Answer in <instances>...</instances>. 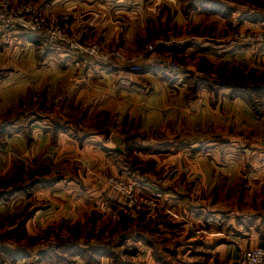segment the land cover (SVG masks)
I'll return each instance as SVG.
<instances>
[{
  "label": "crops",
  "instance_id": "obj_1",
  "mask_svg": "<svg viewBox=\"0 0 264 264\" xmlns=\"http://www.w3.org/2000/svg\"><path fill=\"white\" fill-rule=\"evenodd\" d=\"M10 1L27 2L34 12L50 13L72 27L82 24L85 42L115 43L123 48L124 55L141 59L142 63V60H147L148 63L142 66L143 71L137 74V79H133L120 66L92 62L89 57H83L65 46L41 52L37 42L39 36L18 27L0 26V69L4 75L0 77V132L8 138L7 154L14 151L16 144L25 147L20 143L21 134L26 131L25 126L32 114L46 116L42 106L48 101L44 96L47 86L58 94H62L64 89L74 90L71 101L75 106L89 104L87 114L82 118L87 124L86 120L94 121L100 114L112 113L117 123L115 127H109L107 134L115 135L118 144L124 142L127 136H146L141 144L137 138L133 140V145L140 148L136 149L137 153L134 152L136 157L143 159L150 156L153 159L157 155L166 156L164 162H157L151 168L149 177L143 176L137 181L138 194H156L159 203L174 215L165 218L159 225L151 226L158 234L171 236L168 229L180 224L174 218H190L192 210L198 214L201 209L191 208L193 202H219L213 210L216 206L221 210L222 201L230 202L224 206L229 209V222L239 213L246 214L243 211L251 212L247 214L249 216L255 211L248 207L239 209L238 205L232 207V202L239 199L264 202V192H253L259 187L256 185H261L264 190L261 172L252 178V182L248 180L252 187L239 196L238 181L245 177L238 172L237 163L232 160L233 154L238 151L239 131L245 138L251 139L245 140L249 142L245 151L251 153V159L264 158V150L256 158L253 157L255 151L252 145L254 123L257 120L264 123V106L262 116L257 117L247 99H242L231 86L215 85L214 73L222 69L217 67V61H220L217 56L227 52L232 54L236 47L233 43L223 45L220 39H215L217 43L208 44L205 41L211 38H207V34L205 37L194 29L190 30L195 24L200 25L201 21H210L196 9L205 7L206 1L194 4L193 10L197 11L192 10L186 16H182L180 11L182 0ZM209 4L217 8L215 3ZM213 22L218 25L221 20ZM173 23L178 25V29L183 28L184 33L180 32V38L175 39V36L172 40L175 34H172L173 31L168 33L170 29L167 30L166 25ZM145 45L155 48L151 52L145 51ZM173 50L185 58L196 55L199 61L188 60L189 71L186 73L171 72L157 64L160 57ZM199 57L209 59L211 66L204 70L203 58ZM95 90L100 92L95 93ZM89 95L90 98L85 100ZM60 102H53V118L61 113L57 110ZM40 125L45 123L38 121L37 125L32 123L27 129L45 139V127L41 131ZM44 139L38 143L42 148L47 141ZM119 147L116 146L117 151H121ZM3 152L0 149V154ZM119 156L123 155L119 152ZM9 157H6L9 161L14 160ZM123 169L128 171L127 167ZM122 173L120 175L129 178V171ZM116 200L118 202L120 198ZM260 216L264 217V213ZM261 217L257 216L256 223L246 226L245 231L249 235L240 241L232 236L231 231L228 234L222 227H210L215 228L218 238H204L207 243L201 247L212 253L208 261L235 264L241 259L242 251L263 246L264 222L259 224ZM181 227L179 231L183 232ZM210 241L214 242L208 244ZM212 245L213 248L208 249Z\"/></svg>",
  "mask_w": 264,
  "mask_h": 264
},
{
  "label": "rangeland",
  "instance_id": "obj_2",
  "mask_svg": "<svg viewBox=\"0 0 264 264\" xmlns=\"http://www.w3.org/2000/svg\"><path fill=\"white\" fill-rule=\"evenodd\" d=\"M202 1H206L205 7L196 9L210 21H201L200 25L195 24L190 30L194 29L205 37L207 34V38H211L205 41L208 44L217 43L215 39H220L223 45L233 43L236 47L232 54L227 52L217 56V60L220 59L217 67L222 69L214 73L215 85L231 86L242 99H247L255 115L261 117L264 106V0H182V16L192 13V6ZM21 2L24 1L13 3ZM209 3H215L217 8ZM28 5L35 17L52 15L34 12ZM214 20H221V23L216 25ZM166 29H170L168 33L173 31L172 34H175L172 40L175 36L178 39L180 32L184 33V29H178L175 23L166 25ZM38 33L39 48L44 34L42 31ZM117 46L124 52L121 46ZM146 46L152 45H145L144 50ZM154 48L152 46V50ZM170 54L160 57L157 64L175 73L189 71L188 60L199 61L196 55L185 58L174 50ZM89 58L92 62L98 61ZM130 58L134 60L132 63H104L120 66L128 77L137 79V74L143 71L142 66L148 61L142 60V63L141 59ZM200 58H203V69L211 66L209 59ZM170 64L181 69L174 70ZM131 67L135 69L131 70ZM3 76L0 69V77ZM54 91L52 87H46L44 96L48 101L42 106L46 116L34 113L27 122L26 131L20 139L25 147L16 144L14 151L7 154L8 138L0 132V149L4 151L0 154V264H218L208 261L212 253L201 247L207 243L204 238H218L214 230L218 226L228 234L231 231L232 236L240 241L249 235L245 231L246 226L256 223L257 216L261 217L260 213H264V202L239 199L232 202V207L238 205L239 209L248 207L255 211L250 216L247 214L251 212L243 211L246 214L239 213L229 222V209L224 206L230 202H220L221 210L218 206L213 210L219 202H193L191 208L201 209L198 214L192 210L190 218H174L180 224L170 227L171 236H167L158 234L152 224L140 225L135 219L104 212L103 206L118 203L116 199L119 195L102 182L103 175H120L129 171V178H126L134 183L137 193L138 179L149 177L151 168L157 162H164L166 156L139 159L136 153L140 148L133 145L137 137L127 136L124 142L118 144L115 135L107 134L110 126H116V116L106 112L104 116H96L94 121L86 120L87 124L82 118H85L89 104L82 103L83 100L82 104L75 106L71 101L74 90L64 89L62 94ZM89 98L90 95L85 100ZM55 101H61L57 109L61 113L57 114V118H53L52 114ZM38 121L45 123L40 125L41 131L45 127V139L27 129L32 123L37 125ZM252 132L253 157L256 158L264 150V123L257 120ZM237 135L238 151L233 154L232 160L237 163L238 172L245 177L238 181L240 196L241 192L252 187L248 180L252 182V178L261 173L264 176V158L252 160L251 153L245 151L251 139L245 138L241 131ZM145 137H138L137 142L141 144ZM43 139L47 141L42 148L38 143ZM119 145L121 151L116 150ZM119 152L123 156H119ZM8 156L14 160L9 161ZM116 169L120 173L115 172ZM256 186L259 187L254 189V193L264 192L261 185ZM262 222L264 217L259 219V224ZM182 225L186 226L182 228ZM212 226L215 228L211 229ZM179 227L183 232L179 231ZM211 248L213 245L208 249Z\"/></svg>",
  "mask_w": 264,
  "mask_h": 264
},
{
  "label": "built area",
  "instance_id": "obj_3",
  "mask_svg": "<svg viewBox=\"0 0 264 264\" xmlns=\"http://www.w3.org/2000/svg\"><path fill=\"white\" fill-rule=\"evenodd\" d=\"M0 26L18 27L36 36L39 31H42L44 35L39 44L41 52L61 45L98 61L122 64L134 61L133 58L124 55L115 44L84 42L82 24H78L74 28L68 23L60 22L53 15L50 17L33 16L31 8L26 2L15 4L10 0H0ZM145 50H152V46H146ZM131 68V70L135 69ZM170 68L181 69L173 64H170ZM102 182L114 190L120 198L116 204L111 203L103 206L106 213L135 219L140 225H159L165 218L174 216L159 203L156 194L140 195L136 193L134 183L122 175L105 174L102 176ZM235 264H264V245L242 251L241 259Z\"/></svg>",
  "mask_w": 264,
  "mask_h": 264
},
{
  "label": "trees",
  "instance_id": "obj_4",
  "mask_svg": "<svg viewBox=\"0 0 264 264\" xmlns=\"http://www.w3.org/2000/svg\"><path fill=\"white\" fill-rule=\"evenodd\" d=\"M263 20V19H262ZM239 88V87H238ZM241 88V87H240ZM234 89V88H233ZM236 89V88H235Z\"/></svg>",
  "mask_w": 264,
  "mask_h": 264
}]
</instances>
